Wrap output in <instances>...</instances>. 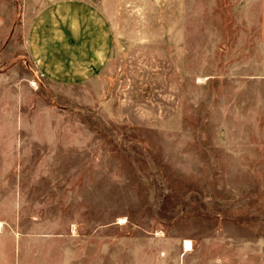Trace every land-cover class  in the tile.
<instances>
[{"label":"rangeland","instance_id":"374dc122","mask_svg":"<svg viewBox=\"0 0 264 264\" xmlns=\"http://www.w3.org/2000/svg\"><path fill=\"white\" fill-rule=\"evenodd\" d=\"M47 2L0 0V264H264V0H85L40 68Z\"/></svg>","mask_w":264,"mask_h":264},{"label":"crops","instance_id":"0c3cea01","mask_svg":"<svg viewBox=\"0 0 264 264\" xmlns=\"http://www.w3.org/2000/svg\"><path fill=\"white\" fill-rule=\"evenodd\" d=\"M84 1L85 0H51L50 3H46L48 4L46 8L39 12H35L29 18V26H26L29 27L27 48L29 49L33 60L37 61V66L40 68L50 67V62L54 57L53 51H57V47L54 50L53 46L59 45V51H64V32L68 30L70 31L71 25L67 23L69 22L68 20L78 19L76 10L79 12L82 9V12L87 16L86 6L88 3ZM79 6L83 7L79 8ZM25 9L26 0H23V10ZM74 12L76 15L72 14ZM25 13L26 12L24 11V15ZM24 15L23 22H25ZM79 28H74V30H78Z\"/></svg>","mask_w":264,"mask_h":264},{"label":"bare ground","instance_id":"6f19581e","mask_svg":"<svg viewBox=\"0 0 264 264\" xmlns=\"http://www.w3.org/2000/svg\"><path fill=\"white\" fill-rule=\"evenodd\" d=\"M184 249L186 251L191 249V242L187 239L184 241Z\"/></svg>","mask_w":264,"mask_h":264}]
</instances>
